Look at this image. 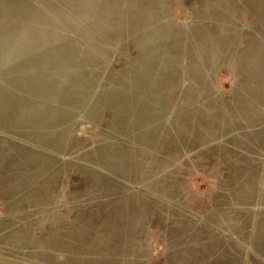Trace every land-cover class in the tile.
Returning <instances> with one entry per match:
<instances>
[{
    "label": "rangeland",
    "instance_id": "obj_1",
    "mask_svg": "<svg viewBox=\"0 0 264 264\" xmlns=\"http://www.w3.org/2000/svg\"><path fill=\"white\" fill-rule=\"evenodd\" d=\"M0 264H264V0H0Z\"/></svg>",
    "mask_w": 264,
    "mask_h": 264
}]
</instances>
